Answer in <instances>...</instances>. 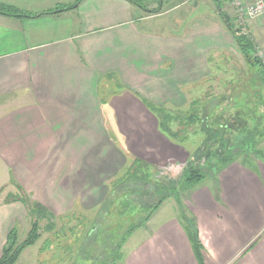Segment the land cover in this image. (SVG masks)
<instances>
[{"label":"crops","instance_id":"crops-1","mask_svg":"<svg viewBox=\"0 0 264 264\" xmlns=\"http://www.w3.org/2000/svg\"><path fill=\"white\" fill-rule=\"evenodd\" d=\"M74 2L0 0L37 14H0V164L16 189L53 210L57 195L68 194L79 197L72 207L88 200L100 209L105 184L128 159L163 169L189 161L191 149L163 130L159 113L186 104L185 88L209 74L214 39L236 43L223 28L214 31V10L200 0H179L175 11L187 4L189 14L175 17H166L162 1L154 10L130 0H82L57 10ZM219 179L220 187L192 188L184 205L167 198L127 237L125 263L200 264L187 216L203 264H264L260 193L253 190L247 201L240 195L247 192L236 186L244 179L241 165L224 168ZM14 198L0 205V258L10 212L20 207ZM136 234L138 244L127 252Z\"/></svg>","mask_w":264,"mask_h":264},{"label":"rangeland","instance_id":"rangeland-1","mask_svg":"<svg viewBox=\"0 0 264 264\" xmlns=\"http://www.w3.org/2000/svg\"><path fill=\"white\" fill-rule=\"evenodd\" d=\"M143 1L146 7L153 10L162 1V7L170 10L166 17H175L177 12L189 14L187 4L175 11L174 6L179 0ZM200 1L214 10L210 16L209 9L205 5L201 7L205 9V14L208 13V22L214 24V31L223 28L236 43L226 47L223 42L214 39L213 49L209 51V74L195 84V89L185 88L186 104L177 107L167 105L159 113L161 124L168 126L174 137L168 135L191 149L190 160L173 169L151 165L148 170L153 175V181L166 180L175 185L182 180L186 167L192 165L206 175L197 184L204 188L220 187L219 176L223 168L241 165L244 179L236 186H245L247 192L240 195L247 201L253 197L255 190L257 198L260 193L264 203V14L258 17L248 14L254 0ZM241 8H244V13ZM239 34L253 44V55L259 61L256 64L240 51L236 39ZM163 130L166 131L165 128ZM228 156L232 162L222 164L220 159ZM129 166L125 165L122 170ZM14 182L9 172L5 177V170L0 164V205L10 203L13 197V202H20V207L10 212L7 239L14 229L17 244L23 243L34 229L38 235L36 242L22 251L15 264H126L123 259L126 252L123 250L124 238L133 226L153 216L155 211L150 212L151 208L146 206L150 207L160 197L155 194L153 185L137 180L121 184V195L115 198V188L107 182L100 209H90L93 203L88 200H81L79 204L82 206L72 207V202L79 197L68 194L57 195L53 210L25 193L21 186L16 189ZM2 188H5L4 192ZM191 190L182 189L178 194L177 199L183 205ZM38 196L46 200L44 194ZM22 198L31 202L34 210L31 211V206L25 205ZM217 198L222 202L220 189ZM138 238L136 234L128 243L127 252L135 243L138 244ZM121 254L122 258H119Z\"/></svg>","mask_w":264,"mask_h":264},{"label":"trees","instance_id":"trees-1","mask_svg":"<svg viewBox=\"0 0 264 264\" xmlns=\"http://www.w3.org/2000/svg\"><path fill=\"white\" fill-rule=\"evenodd\" d=\"M81 1L82 0H75L74 4L64 5L63 7H61V9H57V10L64 11L67 9L75 8ZM130 1L141 6V7H143V8H145L143 0H130ZM150 12H153V11H150ZM0 14H4V15H8V16H17V17H31V16L37 15V14L21 11L14 6L5 5V4H0ZM41 14H44V13H41ZM222 16H224V15H222ZM226 21L229 22V19L227 17H226ZM231 28H232V26H231ZM236 39H237L240 51L246 57H248L249 59H252L255 62V64L257 62H259V61H257V59L253 55L254 54L253 44L246 37L242 36L241 34H239V36ZM164 127H165L167 133L170 136L174 137L173 134L171 133L170 128L168 126H164ZM230 156L232 157V155H230ZM231 157H229V156L228 157H222L220 159V161L222 162V164L226 165V164L232 162ZM128 165H130V166L126 170H122L118 174V175H121L118 179L114 177L113 179H111L109 181L110 184L113 185V187L115 188V191L113 192V194H115V198L118 195H121L120 194L121 193L120 192V190H121L120 185L123 184L124 182L130 184L131 182L140 180L141 182L149 183V184L153 185L155 194H158L160 196L159 200L157 202L153 203V205H151L150 207L146 206V208H151V209H149L150 212H154V211L156 212L157 209L161 206V204L170 196L178 197V194L181 192L182 189L188 190V189L194 188L195 186H197V184H199L202 180H204V178L206 176V175H204V173H202V170L200 168H198V167L195 168L192 165H188V167H186V171H184V174H183V177H182V180L180 181V183L172 185L171 183L167 182L166 180H160V181L155 180V181H153L154 180V179H152L153 175L151 174V171L148 170V168L151 165L145 161H142V160L136 158L130 163L129 159H128L127 166ZM145 167H147V169ZM213 171L215 172L216 170L213 168ZM123 194H125V192ZM21 200H23L25 205L31 206L30 207L31 211L34 210L32 203L29 202L26 198H22ZM139 207H141V206H139ZM149 218H150V216H149ZM149 218L147 217L146 220H144V221L142 220V221L146 222ZM182 220L186 221V222H184L185 229H186L187 234L190 237L191 242L193 244V248L195 250L196 257L199 260L200 264H203V255H202L203 246L197 237V231L195 229H193V223H192L193 220L188 219L187 216H185V218ZM141 224H137V225L133 226L128 231L127 236L123 240V244L126 242L127 237L134 230L139 228L141 226ZM16 233H17L16 229H14L9 234L7 242L3 247L2 256L0 258V264H15L18 257L22 253V251L25 248H27L28 246L33 245L38 238L36 229H34L30 232L27 239L23 243L17 244ZM120 257L122 258V254L119 255V258Z\"/></svg>","mask_w":264,"mask_h":264},{"label":"built area","instance_id":"built-area-1","mask_svg":"<svg viewBox=\"0 0 264 264\" xmlns=\"http://www.w3.org/2000/svg\"><path fill=\"white\" fill-rule=\"evenodd\" d=\"M241 12L244 13V8H241ZM248 14L251 17H258L264 14V0H254V5L248 10Z\"/></svg>","mask_w":264,"mask_h":264}]
</instances>
